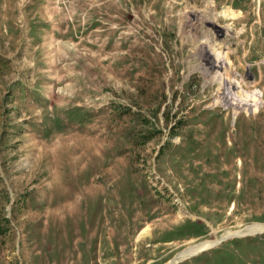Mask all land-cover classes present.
Segmentation results:
<instances>
[{"label": "rangeland", "instance_id": "1", "mask_svg": "<svg viewBox=\"0 0 264 264\" xmlns=\"http://www.w3.org/2000/svg\"><path fill=\"white\" fill-rule=\"evenodd\" d=\"M258 225L264 0H0V264H264Z\"/></svg>", "mask_w": 264, "mask_h": 264}, {"label": "bare ground", "instance_id": "2", "mask_svg": "<svg viewBox=\"0 0 264 264\" xmlns=\"http://www.w3.org/2000/svg\"><path fill=\"white\" fill-rule=\"evenodd\" d=\"M264 232V225H258V226H256V227H254V228H252L250 231H249V233L248 234H261V233H263ZM247 234V235H248ZM228 235H231V236H233V235H243V233L242 232H239L238 234H228ZM227 235V236H228ZM245 235V234H244ZM243 235V236H244ZM229 237V236H228ZM236 237H240V236H236ZM242 237V236H241ZM227 239V238H226ZM221 240H219L218 242H220ZM218 242H216V244L218 243ZM208 244H210V243H205L204 245H208ZM213 244H215V243H213ZM198 248H197V246L195 247V248H192V250H197ZM207 250H209V249H204L203 251H201L200 253H202V252H205V251H207ZM199 253V254H200ZM184 253H182L180 256H179V258L181 259V257H183L182 255H183ZM198 255V254H197Z\"/></svg>", "mask_w": 264, "mask_h": 264}]
</instances>
